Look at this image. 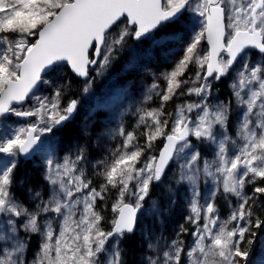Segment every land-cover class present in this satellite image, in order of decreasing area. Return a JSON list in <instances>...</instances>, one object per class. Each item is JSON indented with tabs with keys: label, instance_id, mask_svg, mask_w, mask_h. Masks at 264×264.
Here are the masks:
<instances>
[{
	"label": "snow or ice",
	"instance_id": "1",
	"mask_svg": "<svg viewBox=\"0 0 264 264\" xmlns=\"http://www.w3.org/2000/svg\"><path fill=\"white\" fill-rule=\"evenodd\" d=\"M129 37L150 42L153 53L170 55L176 50L167 46L183 42V55L160 74L166 87L153 82L145 94L147 102L158 97L160 107L137 109L143 145L135 130L125 132L121 124L116 135L122 143L110 159L93 164L103 179L96 187L86 175L85 149L63 154L54 135L75 119L77 99L61 106L71 81L48 77L67 66L84 78L88 93L94 79L89 68L103 75ZM250 50L258 53L254 63ZM137 62L132 50L128 66ZM190 65L194 76L181 79ZM230 75L231 97L213 103L219 93L214 85ZM45 85L51 98L40 94ZM186 95L199 99L176 105L169 130L172 113L166 114L164 105ZM233 105L239 111L234 134L229 132ZM10 117L35 120L11 127ZM161 138L159 155L151 154ZM34 156L43 157L49 196L29 187V199L36 202L30 209L13 186L24 183L16 175L21 158ZM170 164L177 173L175 187L167 190L175 204V192L187 188L185 222L192 225L193 239L185 249L180 237L188 229L181 224L176 239L148 256L147 264H252L253 229L264 224L252 210L264 196V186L257 185L264 181V0H0V264H127L121 244L140 231L138 214L141 226L144 218L160 214L158 201L148 207L144 202L153 185L166 179ZM202 177L206 185L207 178L212 181L203 196ZM246 185H253L250 194ZM110 189L116 190L114 219L105 230L97 203L106 201ZM218 196L230 209L225 219ZM230 197L237 198L236 206ZM33 235L41 237L39 251L27 260ZM147 247L156 252L153 243Z\"/></svg>",
	"mask_w": 264,
	"mask_h": 264
},
{
	"label": "rangeland",
	"instance_id": "2",
	"mask_svg": "<svg viewBox=\"0 0 264 264\" xmlns=\"http://www.w3.org/2000/svg\"><path fill=\"white\" fill-rule=\"evenodd\" d=\"M130 40H131V37L127 38V43L124 46V48L127 46H130ZM186 40H187V37L185 36V42H186ZM142 43H143V47L146 49V51L151 50L150 42L145 41ZM201 43H202L203 48H207L206 43H204V41H202ZM183 46H184L183 42L170 43L167 46L168 48H174L176 50L175 54L171 55V57L174 60L172 61L170 59V61L164 62L162 64V67L159 68V71H157L156 69L153 70L149 67L152 70V72H151V70L143 68L142 71L144 74H146L145 77L149 76V79H148L149 81H147L144 84L138 83V79L141 76V72L130 70L132 68V66L131 67L128 66V61H129L131 55L129 53H127V55L125 57V61H123V62L121 61V66L124 65V67H121L120 69H117V67L115 65V60L112 63L111 67L108 68V70L105 71L103 73V75H98L97 72L93 71V69L91 68L90 69V77L94 78L92 89L88 93H84L83 87H84L85 80H82V81H84V83L79 85L80 98L74 97L73 93L68 91V88H69V86H68V88L66 90V94L63 95V97H62L61 106L62 107L65 106L70 99H77L79 101L77 112L75 114V119L72 120L70 123L76 125L78 127V129L82 132V134L85 135L86 139L89 138L88 139L89 141L94 140V143H92V145H91V147H93L94 150L91 151V154L88 156V158L89 159L91 158V161H93V164L97 160L102 159V158L107 157L110 159L109 153L111 152V150L114 149L117 144L122 143V138L119 137L118 135H116V132H117L119 126L122 124V121L124 120L125 115L127 116L126 118L129 117V120L134 123V124H132L130 129L136 131L139 142L141 145H143L144 137L140 135V132L142 133L144 131V126L141 125L140 128H138V129L136 128V124H137L138 116H139V112L137 111V109H151V108L160 107V101H159L158 97L154 96L152 101L147 102V101H145V94H146L147 90L150 88V86L153 84V82H158L161 89L166 87V83L161 78L160 74L167 72V71H171L173 69L175 63L183 55V51H182ZM120 52L115 54L116 58L119 56ZM252 52L253 51H251V62L254 63L258 59V56L256 59L253 58L254 54H252ZM149 61L151 64L152 60H149ZM149 61H148V63H149ZM168 65H170V66H168ZM122 68H123V70H121ZM189 70H190L189 73H191L194 76V74L196 72V68L194 69L192 66H190L188 71ZM189 73H188V75H189ZM128 74L132 75V77L130 78L128 76ZM153 74H155V75H153ZM49 77H48V79H50V80L58 81V79H63L66 77V72H65V70H62V73H61V71H58V73H56L55 75H53L50 78ZM181 79H183V77ZM229 80H231V79L227 80L228 83H229ZM136 86L138 88H137V90H134ZM189 86H191V85H189ZM186 87H188V86H186ZM228 90L229 89H226L225 92L227 93ZM40 94L49 96V98H51L52 89L50 87H48L47 85L42 86V88L40 89ZM104 95H105V97H104ZM133 99H134V101H132ZM198 99L199 98L195 97L194 95L193 96H187L186 95V96H181L179 98L173 97V99L170 100V101H175L176 104L169 111H166V114L172 113V117L169 119V130L171 127L172 119L175 118L176 105L182 104L185 101L191 102V101L198 100ZM211 100L213 103H215V102H218L219 100H225V98L223 96H221V97L214 96L211 98ZM113 101L115 102L114 111H113V106H112ZM118 101H120L121 104H119L116 107ZM170 101H168V102H170ZM28 103H29V106H31L32 102L29 101ZM165 106H166V104L164 105V108H165ZM116 111H117V114L113 115V113L115 114ZM238 116H239V112H236L235 115L232 114V117H231L232 123L229 126V132L230 133L234 134V124H235L236 120L238 119ZM28 120H35V117L28 118ZM28 120H23V119L16 118V117H10L8 124L11 127H15V126H17L18 123L19 124L27 123ZM101 131H104V132L99 133L97 135V133L101 132ZM58 134H59V131L57 132L54 130V135H55L57 140L59 137ZM48 135H53V134H48ZM161 140H163V138H161ZM158 141H159V139L157 141H155L154 148L151 150V154H153V155H159V152L163 146V144H162V146L158 148ZM75 142H76L75 146L72 148H68V150H64L63 154H70V155L74 156L77 152L78 146H82L84 149H86L85 148L86 143L82 139L75 137ZM163 142H164V140H163ZM193 142L195 143V140H193ZM147 154L148 153H145V155H147ZM203 154L204 153L202 151V155ZM36 157H35L36 159L35 158L32 159L33 165H36V167L40 171H42L41 173H39L40 175L38 178L39 181H38V184L36 187V191H41L43 197L45 199H47L49 196V190H48L47 195L43 194L44 188H46V186L49 189V185L45 181L44 176H43V173H44L43 157L42 156H36ZM208 158H211L210 153L208 154ZM27 161H29V160H24L23 158H21V163L19 166H22V167H23V165L26 166ZM85 169H86V175L88 178H90L92 180L93 186L98 187L101 183H103V179L100 176L96 175L93 171V167L91 168V165L86 163V162H85ZM176 173H177V168L175 165L172 168V170L170 171L168 178L171 179V175L176 174ZM22 178H23V175L20 176L21 180H22ZM204 181H205V178L202 177V182L205 184ZM202 182L200 185V190H201V193L203 196V193L206 190V186L211 187L212 181H211V178H207V185L205 184L203 189H202V187H203ZM16 187H17V189L21 190V193H17L14 191L17 199L22 201L24 204L27 201L25 205H27L28 207L31 206V208H33L35 206L36 202L29 199V193L24 188L25 184H23V186H17L16 185ZM247 188H248V185H246L244 192L247 194H250L247 191ZM185 190H187V188H185ZM110 195L114 196L113 199L115 200L116 190L110 189L109 196ZM186 196H187V193H186ZM236 203H237V198H236V202L232 203L233 206H236ZM250 203H252V202L250 201ZM104 205L105 204H103V210L101 211V214L105 217V221L103 222L102 226L104 228L106 225L111 227V224L109 223V221H111L113 219V216H114V214L112 212V205L110 207L109 212L108 211L105 212L106 206H104ZM98 209H101V208H98ZM228 215L229 214L226 215V218ZM221 219H225V218H221ZM181 224H183L184 227L188 229L189 223H186L185 220ZM180 225L177 227V229L174 233L171 232L170 235L165 236V235H161L163 232L161 230L164 228V226H163V222H160L155 227V229L153 230V235H154V237H153L150 234V229L147 228V226H148L147 220H146V218H144L142 232H143V234L145 232L147 233L146 236L144 235L145 236V240L143 241V243L145 242L144 247H147L149 242L153 243L156 246V252H154L152 249H149L147 247L146 258L148 256H155L158 253H162L165 250L166 246L168 244H170L172 240L176 239V234L179 231ZM231 226L232 225H229V227H231ZM53 227L58 228V225L56 222L53 223ZM21 235L23 236L25 234L22 232ZM182 235L180 238L184 241V247H185V249H187L188 246L191 245V243H192V239H193L192 234L190 236L189 242H185V240H184L185 237H183ZM33 238H34V240H33L34 247L31 249V255L26 256L27 260L34 259L35 254L39 251L41 237L38 235H34ZM258 240H259V246L257 247L256 255H254V253H255V250H254L250 259H251L252 263L257 262V264H261V262L264 261V257H263L264 256V250H263L264 249V230L261 232V234H259ZM28 251H29V249H28ZM146 258H144V261H145L144 263L147 264Z\"/></svg>",
	"mask_w": 264,
	"mask_h": 264
},
{
	"label": "trees",
	"instance_id": "3",
	"mask_svg": "<svg viewBox=\"0 0 264 264\" xmlns=\"http://www.w3.org/2000/svg\"><path fill=\"white\" fill-rule=\"evenodd\" d=\"M143 42H145V41H143ZM132 50H135L137 57H138V62L135 64L136 66L135 65L132 66V68L130 70L141 72V76L138 79V83H141V84H144L147 81H149L148 80L149 76L145 77L146 74H144L142 71L143 68H146L148 70L156 69L157 71H159V69H158L159 66L161 64H163L166 61V59L169 57L168 51L156 50L155 53H153L151 50L146 51V49L143 47V43L138 42L135 39L131 38L130 46L125 47L123 49V51L120 52L119 56L115 59V65H116L117 69L124 67V65L121 66V61L122 62L125 61V57H126L127 53L132 55ZM252 54H254L253 58L256 59L258 56L257 51H253ZM151 59H152V63L150 64L149 60H151ZM153 59H156L157 61L154 62ZM148 61H149V63H148ZM190 66H192V65H190ZM192 67L195 69L194 66H192ZM62 70H65L66 77L63 79H58V81L61 84H63L65 81H71L69 88H68V91L73 93L74 97L80 98L79 85L83 84L84 81L77 78L76 75H74L67 66H65ZM121 70H123V68ZM151 72H152V70H151ZM189 72H190V70L185 73V75H184L185 77H183V79L187 77ZM53 75H55V74H52L50 77H52ZM128 76L130 78L132 77V75H130V74H128ZM227 80H228V78L222 79L218 84L214 85V88L219 89V93H218L217 97L223 96L225 99L231 97L232 93L229 90L227 92L228 94L225 92L226 89H229ZM188 87H189V85H188ZM137 88L138 87L136 86L134 90H137ZM104 97H105V95H104ZM132 101H134V99ZM119 104H121L120 101H118L116 107ZM175 104H176L175 101L167 102L166 106L164 108V112L166 113V111H169L173 106H175ZM112 106H113V111H114V109H115V102L114 101L112 103ZM233 108H234L233 115H235L236 112H239V111L235 110V105H233ZM117 111L115 114L113 113V115H116ZM126 117L127 116L125 115L124 120L122 121V125L124 126L125 132L133 131L130 129V127L134 123L129 120V117L128 118H126ZM70 122L67 124V126L62 131H59V134H58V136H59L58 140L61 142V145H62V153L64 150H68V148L74 147L76 144L75 137H78L79 139H82L86 143L85 144V148H86L85 151H86L87 159L85 162L90 164L91 168H92L93 167V161H91V158L89 159L88 156L91 154V151L94 150V148L91 147L92 143H94V140L89 141L88 140L89 138L86 139L85 135L82 134V132L78 129V127L74 124H71ZM102 132H104V131L98 132L97 135L99 133H102ZM162 144H163V140L159 139L158 148L161 147ZM26 163H27L26 166L25 165H23V167L18 166L16 175L19 178L21 175H23L22 181L24 182L23 184H25L24 188L26 189L27 192H28L29 187L32 189L33 192H36V187H37V184L39 181L38 178L40 175L39 173H41L42 171H40L36 167V165H33L32 160L31 161L29 160ZM174 166H175V164H172L169 167L168 171L165 174L166 179L164 181H162V183L160 185H153L152 191L150 192V196L148 198H146V200L144 202L145 207H148L151 202H154V201L159 202L160 214L158 216L154 215L151 219L146 218L147 225H148L147 228L150 229V234L153 237H154L153 230L155 229V227L160 222H163V226H164V228L161 230V231H163L161 235L168 236V235H170L171 232L174 233L176 231L177 227L185 220V217L189 214V209H188V206H187L186 201H185V196L187 193V190H185V188H186L185 185H181L178 188V190L175 192V201H176L175 204L171 203V198H170L169 192L167 190V187H175L174 180H175L176 174H172L171 179L168 178V175ZM201 182H202V178H201ZM204 185L205 184L203 183L202 189L204 188ZM257 185L264 186V181L258 180ZM252 188H253V185H248L247 191L249 193H251ZM48 190L49 189L46 186V188H44L43 194L47 195ZM13 191H15L17 193H21V190L17 189L16 185L13 186ZM113 198H114V196L110 195L108 197V199H106L105 202H99L98 201L97 207L101 208L103 210V204H105L106 205V207H105L106 211L105 212H107V211L109 212L110 207L112 205V202L114 200ZM230 199L232 200V203L236 202L235 197H230ZM26 202H25V204H26ZM216 203L220 209V217L226 218V215L229 214V212H230V209H229L227 203L225 202V200L221 196L217 197ZM29 208H31V206ZM252 210H253L255 215L260 217L261 220L264 219V196H260L259 199L256 200V202L253 204ZM113 219H114V216H113ZM138 228L140 229V231L136 232L135 234H133L130 237L125 238V240L121 244V248L125 250L123 258L126 260L127 264H146V263H144L145 262L144 258H146L147 247H144L145 242L143 243V241L145 240V236L142 232L143 226H141L139 223ZM110 229H111L110 226H107V225L105 226V230H110ZM192 231H193L192 225L188 224V232L186 234L182 235L183 237H185L184 238L185 242H189ZM253 231L256 233L255 238H254V239H256V237L258 236V233L260 231V228L259 229H253ZM33 237H34V235L32 236L31 242L29 244V247H28L29 251L27 252V256L31 255V249L34 247V243H33L34 238ZM245 238L247 240L249 238V235L246 234ZM244 246H245L244 244L241 245L242 248ZM251 246H249V247L251 248ZM258 246H259V240H257L254 255H256V250H257ZM101 258L103 259V256ZM252 264H257V262L252 263Z\"/></svg>",
	"mask_w": 264,
	"mask_h": 264
},
{
	"label": "water",
	"instance_id": "4",
	"mask_svg": "<svg viewBox=\"0 0 264 264\" xmlns=\"http://www.w3.org/2000/svg\"><path fill=\"white\" fill-rule=\"evenodd\" d=\"M90 57H91V52H90ZM89 76H90V68H89ZM78 78H80V77H78ZM80 79H84V78H80ZM163 147V146H162ZM35 157V156H34ZM33 157V158H34ZM32 159V158H31ZM28 160H30V159H28ZM171 165V164H170ZM169 165V166H170ZM138 220H139V214H138ZM263 226H264V224H262V226H261V229L263 228ZM137 227H138V225H137ZM259 234H261V231H260V233ZM258 240V239H257ZM257 240L254 242V244H253V246H252V248L250 249V252H251V255H252V253H253V250H254V247H255V245H256V243H257ZM251 255H250V258H251Z\"/></svg>",
	"mask_w": 264,
	"mask_h": 264
},
{
	"label": "bare ground",
	"instance_id": "5",
	"mask_svg": "<svg viewBox=\"0 0 264 264\" xmlns=\"http://www.w3.org/2000/svg\"><path fill=\"white\" fill-rule=\"evenodd\" d=\"M135 66H136V65H135ZM76 77H77V76H76ZM77 78H78V77H77ZM79 79H80V78H79ZM263 230H264V226H263L262 229H260V231L262 232ZM260 231H259V233H260ZM259 233H258V236H259ZM258 236L256 237L255 241L258 239ZM253 244H254V243H253ZM253 244H252V246H253ZM252 246H251V248H252ZM255 247H256V245H255ZM255 247H254V250L256 249ZM251 248H250V249H251ZM254 250H253V252H254ZM252 254H253V253H252ZM251 256H252V255H251Z\"/></svg>",
	"mask_w": 264,
	"mask_h": 264
}]
</instances>
